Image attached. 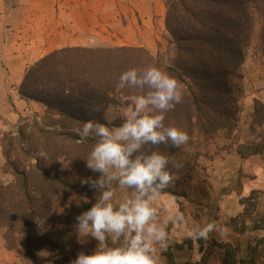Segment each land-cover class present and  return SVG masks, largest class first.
<instances>
[{
	"label": "rangeland",
	"instance_id": "obj_1",
	"mask_svg": "<svg viewBox=\"0 0 264 264\" xmlns=\"http://www.w3.org/2000/svg\"><path fill=\"white\" fill-rule=\"evenodd\" d=\"M166 1L0 0V132L11 130L21 118L42 114V105H18L17 97L26 103L29 100L19 96L17 87L26 68L52 50L142 46L167 63L175 50L164 28ZM228 83L236 102L227 123L212 127L207 134L193 128L187 133V144L173 152H159L172 163L181 162L183 168L175 185L165 189L155 205L163 209L175 199L186 218L183 226L167 225L171 242L167 251H158L160 264H264V123L258 124L252 117L254 101L264 105V59L258 52V28L243 63L230 69ZM129 104L118 97L109 105V123L124 122ZM172 163L169 169L176 171ZM2 166L0 152V182H8L10 177L2 174ZM88 173L92 179L100 177L89 169ZM111 186L114 205L134 198V191L121 188L118 181H112ZM86 187L94 204L100 192ZM81 213L55 199L51 202L48 218L38 221L35 235L56 230L61 243L68 238L69 242L60 248L37 250L36 264H70L79 252L91 255L97 249L98 241L81 237L76 230L75 217ZM211 222L227 227L228 234L222 237L213 232L207 241L187 237L190 228ZM5 234L6 230L0 229V264H33L23 257L20 242L15 243V249L8 248ZM111 246L109 239L104 247Z\"/></svg>",
	"mask_w": 264,
	"mask_h": 264
},
{
	"label": "trees",
	"instance_id": "obj_2",
	"mask_svg": "<svg viewBox=\"0 0 264 264\" xmlns=\"http://www.w3.org/2000/svg\"><path fill=\"white\" fill-rule=\"evenodd\" d=\"M165 6L164 28L175 50L167 63L142 46H66L26 68L17 92L44 110L0 132L1 172L10 177L0 182V229L6 230L8 248L15 249L20 242L23 257L33 264L37 250L69 242L65 237L61 243L56 230L35 235L38 221L48 218L54 199L74 212L92 207L93 198L86 195L88 187L81 180L88 178L86 160L96 138L78 143V130L89 120L119 127L120 122L104 119L109 105L118 97L129 104L130 97L150 91L147 86L120 88L123 72L153 66L176 78L183 101L165 114V126L186 133L197 128L207 134L230 119L236 99L229 87V71L243 63L257 28L258 52L264 59V0H167ZM97 106L99 112L94 111ZM252 117L264 123V105L257 100ZM176 149L149 144L141 153Z\"/></svg>",
	"mask_w": 264,
	"mask_h": 264
},
{
	"label": "clouds",
	"instance_id": "obj_3",
	"mask_svg": "<svg viewBox=\"0 0 264 264\" xmlns=\"http://www.w3.org/2000/svg\"><path fill=\"white\" fill-rule=\"evenodd\" d=\"M137 86L141 89L147 86L150 91L147 95L130 97L132 103L124 113L127 119L119 127L109 128L89 120L78 130V143L86 142L90 136L96 138L86 167L100 173V177L85 178L81 184L99 191L100 195L89 210L75 217V227L81 237L91 236L99 243L91 255L79 252L70 264H160L158 251H167L171 242L167 225L186 224L175 199L163 209L155 205L160 194L175 185L183 164L172 163L157 151L141 153L149 144H170L179 148L188 143L186 132L164 123L165 114L183 101L182 85L153 66L130 69L120 75V88ZM148 109L155 112L146 111ZM100 110L101 106L94 109ZM40 156L46 158L43 152ZM170 163L176 171L169 169ZM112 181H118L121 188L134 189V198L114 205ZM213 232L223 237L229 229L211 222L190 228L186 235L189 239L207 241ZM109 239L113 246L105 248Z\"/></svg>",
	"mask_w": 264,
	"mask_h": 264
},
{
	"label": "crops",
	"instance_id": "obj_4",
	"mask_svg": "<svg viewBox=\"0 0 264 264\" xmlns=\"http://www.w3.org/2000/svg\"><path fill=\"white\" fill-rule=\"evenodd\" d=\"M17 100H18V105H19V106H21V103L24 102L26 108H31V107L34 108V107L37 106V105H40V106H41V104L36 103V102H34V101H30V100H29L28 103H26L25 101H21V100H19L18 97H17ZM22 107H23V106H22ZM25 107H24V108H25ZM107 110H108V108H107V109L105 110V112H104V119H105L106 122L109 123V121L106 119V113H107ZM20 111L22 112L23 109H21ZM25 111H26V110H25ZM10 122H11V121H10ZM122 123H123V122H122ZM122 123H121V124H122ZM121 124H120V125H121Z\"/></svg>",
	"mask_w": 264,
	"mask_h": 264
}]
</instances>
